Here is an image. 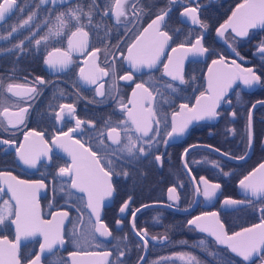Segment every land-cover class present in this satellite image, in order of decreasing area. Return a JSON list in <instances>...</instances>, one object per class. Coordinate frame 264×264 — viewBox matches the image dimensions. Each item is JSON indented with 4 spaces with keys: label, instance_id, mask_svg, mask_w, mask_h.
<instances>
[{
    "label": "flooded vegetation",
    "instance_id": "1",
    "mask_svg": "<svg viewBox=\"0 0 264 264\" xmlns=\"http://www.w3.org/2000/svg\"><path fill=\"white\" fill-rule=\"evenodd\" d=\"M90 2L91 0H69L68 4L60 5L55 12H50L49 10L52 8L50 3L41 4L40 0H17L18 6L0 23L1 27L11 19L8 26L0 28V40L3 39V35L8 28L17 26V44L21 45V47H18L19 56L16 58L17 61L12 62L18 64L17 72L10 74L5 68H0V77L3 78L4 85V87H0V141H10V144L0 143V172L10 173L11 176L16 177V180L43 182L44 187L37 189L38 192H43V195L37 198L42 219H48L50 214L56 210H64L69 213L68 222L63 229L66 249L62 252L54 251L50 253L42 259V264L44 259L57 252L61 253L64 261H66L64 255L69 251H76L67 248L66 228L73 218L70 214L72 212L69 210L75 209L73 216L77 218L81 219L83 215L88 221L90 218L85 210L84 198L71 191V181L67 176H59V168L70 165V162L56 154L55 151L62 152L64 150L52 142L57 136H62L63 132H67L69 128H74L76 118L84 122L81 128L77 132L71 133L70 137H61L59 142L66 144L72 151L83 144V147L89 149L90 152H96L97 158L101 160L100 166L104 167L105 171L113 173L110 177L113 186V197L110 206L102 210L101 217L102 222L111 232V236L106 239L96 237V242L100 246L96 249L84 251H108L111 253L109 261L113 258L114 262L120 260L124 264H129L135 256L133 248H136L137 244L141 248L139 241L130 231V214L134 209L151 202L137 204L147 198L156 197L158 202L177 208H185L190 205L194 197V191L182 168L181 155L183 151L189 146L203 144L227 156L241 157L248 146L249 109L254 103L264 101V54L258 51L261 41H264V25L257 24L256 27L249 28L248 34L243 37L236 36L231 27L223 29L225 33L223 37L217 34V29L232 17L233 12H237V17L233 18V23H236L248 12V5L258 4L259 0H179V2L172 4H169V0H128L126 19L122 17L123 22L120 24L116 23L110 12L101 20L104 9L110 7L114 0H96L99 8L93 18L92 25H87L86 18L81 19V23L86 25L84 30L89 33L87 46L70 47L68 37L71 35V31H75V27L61 29L55 17L60 11L76 7L77 3H80L87 11ZM133 5L137 9L135 14L132 11ZM240 5H245V7L240 8ZM169 7L171 11L165 17L161 30L166 31L172 39L165 46L164 52L153 68L149 69L141 66L139 71H133L129 63L122 57L128 55V49L133 44L137 45L134 52L140 51L146 55L150 54L153 41L156 38L154 29H149L142 39H139V37L145 29H148L152 20ZM187 7L197 9L196 15L202 24L207 26L206 28L201 27L199 24H193L186 16L181 17V12ZM17 8H19L18 13L13 17ZM21 9H23V12H21ZM140 9L143 11L141 12ZM33 13H36V15L30 25L19 27L21 22ZM72 23L75 24L74 21ZM97 23H102L104 27H95ZM49 28H52L53 33L60 30L64 34L61 36L50 34ZM33 32L38 34L31 40L27 39ZM44 37H47V39H44ZM197 38H200L203 47L208 49L205 54L200 55L192 52L185 54L179 48L181 43L186 48L191 47V44L195 43ZM78 39L81 38H75V40ZM36 40H41L40 45H36ZM57 48L60 49V52L54 51ZM173 48L178 50L173 52ZM96 49H99V51H96L95 55L89 54ZM50 52L53 54L51 57L53 60L64 59L66 53L71 63L61 71L51 69L45 64V59L49 58L48 54ZM221 56L224 57L223 63L213 65L212 61L219 60ZM169 57L172 58L169 70L172 71L179 67L185 83L181 84L179 80L174 81L171 76L165 75L164 65L169 63ZM12 59L15 60L14 57ZM236 65L240 67L237 68ZM210 67L212 68L211 73L209 72ZM101 68L108 74L105 75L100 72L99 69ZM248 68L253 69L254 73L261 78L259 83H254L251 86L243 83L240 77L246 74L243 70ZM128 74L132 75L131 80L119 78ZM82 75L94 78L96 83H88L82 79ZM233 76H235V79H232L231 86L228 87L225 96L216 107L218 113L216 117L192 120L183 135H174V141L165 143L169 139L167 132L171 131L173 113H183L176 116L178 125L189 115L187 110L181 109V104H187L189 108L197 106V97L201 93L205 97L213 95L209 89L210 78L213 80V89L218 90ZM37 77L42 78L46 83L40 84ZM9 83L34 87L37 91L25 95L24 89L21 88L14 90L19 95H13L12 92L7 91V84ZM139 83H143L149 89L152 93L151 99H146L143 90L136 88V84ZM168 84H171L175 91L168 88ZM97 88L104 93L103 96L97 95ZM134 91L136 92L135 96L133 95ZM200 103L203 105L207 101L202 99ZM62 104H72L74 106L75 118L70 117L67 109H64L61 118L57 119L56 113L61 112L60 105ZM121 105L125 107L122 108ZM5 108H7V112L4 111ZM22 108L27 109V111L21 113ZM126 109L132 110L138 121L152 125V131L149 132V136L153 138L151 145L137 143L133 149L135 159L130 157L127 152L119 153L120 159H117V156L112 153V150L128 143L124 127L131 130L129 135L133 137V140H136L138 136H142V134L136 133L135 125L128 121ZM149 109L152 112L151 116H149ZM17 113L23 116V122H19L20 115H17ZM121 121H128V123L127 125H121ZM157 121L159 122L158 130ZM88 122H91V124ZM112 127H116L117 133H119L121 140L119 145L111 144L108 141L107 133ZM33 133H40V135H33ZM117 133L112 135L116 136ZM251 134V153L241 163L228 162L201 149H194L186 154L184 158L185 166L187 165L186 168L191 174L196 187L200 188L198 205L195 210H201L197 213L193 212L184 219L187 225V221L192 215L204 211H216L219 221L224 226L225 233L231 235L239 231L230 232V227L234 226L230 225L233 212L249 206L254 207L256 223L264 220L261 214V209H264V197L253 201L238 197L235 193V184L264 160L262 154L253 155L255 145L264 154V146L261 145L264 138V105H258L252 111ZM143 139L147 140L148 138L144 137ZM76 140H79L80 144L75 143ZM101 140H103V144H101ZM21 144L25 146L22 151L34 150L42 154L36 167H29L21 161L20 165L16 164L14 150ZM141 146L145 149L144 154L139 152ZM201 151L209 155L203 154ZM43 153L47 154L44 155ZM157 155L161 157L160 161L155 159ZM252 156L260 157L261 160L250 168L244 169L236 180L235 169L223 163L244 164ZM109 160L112 161L111 164H109ZM125 172L128 173L127 176L124 175ZM222 176L226 179L223 180ZM201 177L208 180L210 184L220 185L216 196L210 201V206L206 210L199 207L203 202V197L201 195V184H198L197 180ZM183 179L187 181V185ZM6 183L7 177L0 176V207H4V202L8 201L13 208L4 191ZM170 187H175V195L178 196V200H169L168 189ZM116 189L119 191L128 190L131 194L123 196L121 203L113 214L110 211L108 220H106L104 219V212L112 207ZM154 192H161V196H154ZM185 192H190V196L186 195ZM188 198L190 199L189 204H187ZM222 199L251 200L252 203H247L245 206L234 210L221 212L218 211V207ZM125 201H128V207L125 209L124 217L119 218L117 211ZM142 212L135 216L133 225H135L136 220L138 226L145 224V222L148 224L153 220L152 215L138 217ZM222 215L225 216L224 221L221 219ZM12 218L13 215L10 219ZM10 219L0 225V239L5 238L8 241L13 239L9 224ZM80 219L79 221H81ZM117 221H119V224ZM193 228L195 229V227ZM124 229H127L132 237H126L123 233ZM140 230L144 231L142 227L135 228V231ZM147 234L148 250L150 246L165 243L166 239L159 243L160 238L164 236L153 240V236ZM208 238L215 243L216 248H210ZM201 240L205 241L203 246H200ZM152 242H156V244H152ZM38 244L39 240L35 239L19 248V252L21 249H25L24 258L26 260L21 261V264H25L34 256ZM107 246L113 248L114 251L111 252L109 248H106ZM186 246L193 248L208 247L209 252L231 257L234 264H261L258 258L244 262L231 254L226 247H218L216 242L208 236L207 238L196 237L195 242L191 243L189 240ZM26 248H31L27 255ZM120 252H123L124 255L120 256ZM212 262L216 264L215 260Z\"/></svg>",
    "mask_w": 264,
    "mask_h": 264
},
{
    "label": "snow or ice",
    "instance_id": "2",
    "mask_svg": "<svg viewBox=\"0 0 264 264\" xmlns=\"http://www.w3.org/2000/svg\"><path fill=\"white\" fill-rule=\"evenodd\" d=\"M174 2H179V0H169V4H172ZM41 4H48L50 3L52 5V8L49 10L50 12H55L57 10V7L60 5L68 4L69 0H40ZM128 3V0H114L113 3H111L110 7H107L104 9L103 15L101 16V20L105 16L108 15L110 12L112 17H114L117 24L122 23V17L126 19V4ZM17 0H0V21L5 20V18L13 12L14 8H16ZM240 8H244L245 5H240ZM99 6L96 2V0H91L88 10L85 11L83 6L80 3H77L76 7H70L66 11H60L55 19L59 24V27L61 29L64 28H70L75 27V31H71V35L68 37V43L70 47H85L87 46V38L89 33L84 30L85 24L81 23L82 18L87 19V25H92L93 18L96 14V11L98 10ZM248 12L236 23H233V18L237 17V12H233L232 17L229 18V20L220 26L219 29H217V34L221 37L224 36L223 29H226L227 27H231L232 31L236 34V36L243 37L248 34L249 28H254L257 26V24L264 25V0H259L258 4H252L248 5ZM133 13L135 14L137 9L135 8V5H133L132 8ZM142 12L143 10L140 9ZM171 11V8H167L163 10L160 14L156 16L155 19L152 20L151 24H149L148 29H145V32H147L149 29H154L155 32V40L152 44V49L150 54H144L140 51H135L134 49L137 48L136 44H133L128 49V55L122 57L124 60H126L130 67L133 69V71H139L141 66H144L146 68H153L156 64V62L159 60L160 55L164 52L165 46L168 44V42L172 39V37L166 32L162 31L161 27L163 22L165 21V17L169 14ZM21 12H23V9H21ZM197 9L193 7H187L184 9L183 12H181V17H188L192 21L193 24H199L201 27L206 28L207 26L202 24V22L198 19L197 15ZM36 13H33L29 15V17L21 22L19 27L29 26L30 22L33 21ZM75 22L73 24L72 22ZM47 23V21H45ZM39 27V26H38ZM95 27L101 28L104 27L102 23L95 24ZM18 30L17 26H13L11 32L9 33V36H11L13 33H16ZM49 33L54 34L56 36H61L64 33L60 30H57L55 33H53L52 28H49ZM38 33L33 32L31 36L27 37V39L31 40L37 35ZM80 37L81 39L75 40V38ZM44 39H47V37H44ZM227 42V41H226ZM23 41L21 42V44ZM36 45H40L41 40L35 41ZM16 47H21V45H17ZM231 47V45H229ZM118 48V46H117ZM179 48L183 50L185 54L192 52L194 54H200L203 55L206 52H208V49L203 47L201 43V39L197 38L195 43L191 44V47H185L183 43L180 44ZM178 49L173 48L172 51L176 52ZM55 52H60V49H55ZM99 51V49H96L93 51V53H89L90 55H95V52ZM235 51V49H233ZM258 51L261 54H264V41H261ZM52 53L50 52L48 54L49 58L45 59V64H47L51 69L56 71H61L65 68H67L68 64L71 63L70 58L67 57V54H64V59L61 60H53L51 59ZM239 55V53H237ZM224 57L221 56L219 60H213L212 64H219L223 63ZM172 63V58L169 57V63L164 65L165 69V75L171 76L172 80H179L181 84L185 83L183 76L180 73L179 67L175 68V70L170 71L169 65ZM235 63V61H233ZM182 64V61H181ZM237 68H239V65H236ZM83 72V70H81ZM100 72H103L105 75L108 73L103 69H99ZM209 72H212V68H209ZM245 75L241 76L240 78L243 80V83L245 85H253L254 83L260 82V77L257 76L253 69L248 68L243 70ZM122 80H131L132 75L128 74L125 76L119 77ZM82 79L86 80L88 83L95 84L96 80L94 78H89L82 75ZM232 79H235V76L231 77L227 83H225L222 87H220L218 90L213 89V80L212 78L209 79V89L210 91H213L212 96L205 97L203 93H201L200 96L197 97V106H193L192 108H189L187 104H181L180 107L182 110H187V113L189 115L187 118L180 123L179 125L176 123V116L182 115L183 113H173V121H172V127L171 131L167 132V136L169 138L175 136L183 135L186 128L188 127V124L192 120H201L204 118H214L218 115L216 111V107L221 101V99L225 96V93L227 92L228 87L231 86ZM37 80H39L40 84H45L46 82L42 79L37 77ZM0 87H4L3 85V78L0 77ZM168 88H172L173 91L175 89L171 84L167 85ZM24 89L25 95L35 93L37 91L34 87H27L26 85L21 84H13L9 83L7 84V91L12 92L13 95H19L18 92L14 91L15 89ZM137 89H142L143 92L146 94V99L152 98V93L149 91L147 87L144 86L143 83L136 84ZM97 95L103 96L104 93L97 88ZM133 95H136V92H133ZM30 98V97H29ZM206 100L207 103L201 105V100ZM131 103V101H130ZM122 108L125 106L121 105ZM61 112L56 113V117L59 120L61 118V115L63 113L64 109H67V113L70 117L75 118V108L72 104H62L60 105ZM5 112H7V108L4 109ZM27 109L22 108L20 110L21 113L26 112ZM127 111V117L128 121H131L132 125H135V131L138 134H142V136H138L136 140H133V137L129 135V132L131 131L128 127H124V133L126 136V139L128 141L127 144H124L122 147L118 149L112 150V153L117 156V159H120L119 153L127 152V154L135 159V153L133 149L136 147L137 143L143 144L148 143L151 145L152 137L149 136V132L152 131V125L149 123H142L137 120L136 116L134 115L133 111L130 109H126ZM149 116L152 115L151 110L149 109ZM17 115H20V113H17ZM235 115V114H233ZM128 121H121V125H127ZM23 122V116L20 115V121ZM11 123V121H10ZM83 121L76 118L75 124L76 126L74 128H69L67 132H63L62 135L64 137H70L71 133L77 132L80 128ZM91 124V122H88ZM159 122L157 121V130H158ZM248 146L251 147L252 144V134H251V112L249 113V119H248ZM113 133H117V128L112 127L108 132L109 139L112 140L113 144H121L119 133H117L116 136H113ZM33 135L39 136L40 133H33ZM102 135V133H101ZM147 137V140H144L143 138ZM27 139V137H26ZM0 143L3 144H10V141L3 140L0 141ZM53 143L56 144L58 147L63 148L65 152L68 153L72 157V164L67 165L65 167L59 168V176L65 177L67 176L68 179L71 181L70 187L72 189L78 190L80 193H84L87 196V207L91 209V215L95 217V223L93 224L91 221V218H89L88 224L89 227L87 229H81L76 226L74 223L73 230H72V238L73 242L75 243L77 247V251H73L69 253V256L71 259V264H78L77 257L79 256H99L104 261H107V264H124L123 261L118 260L117 262L109 261L108 257L111 255L110 252H94V251H84L83 246L92 244L96 241V233L99 234L100 237H108L111 236V232L109 231L108 227L102 222L101 216H100V205L101 201L105 197H109L113 194V186L110 182V177L113 175L111 171H105L104 167H101V160L97 158L96 152L92 151L89 152V149H84L85 152H89V155L93 158V161L95 162V167H81L78 163V157L77 155L69 149V147L66 144H62L59 142V140H53ZM75 143L80 144L79 140H76ZM167 143V141H165ZM101 144H103V140H101ZM24 145L21 144L17 149L16 153L19 158V160L29 166V167H36L37 161L40 159V156L42 155L39 152H36L34 150H29L27 152L22 151L24 149ZM80 147L83 148V144H80ZM103 150V149H102ZM185 153L189 151V149L184 150ZM139 152L141 154L145 153L144 147H139ZM46 155L47 153H43ZM157 161H160L161 157L159 155L155 158ZM240 159H243V157H240ZM112 161L109 160V164H111ZM187 167V165H186ZM260 169H264V164L260 165ZM125 176L128 175L127 172L124 173ZM251 175V174H250ZM0 176H9L11 180L16 181L17 185H24L27 184V181H17L16 177L11 176L10 173L7 172H0ZM200 183L204 185L203 189V196L206 200H211L216 196V190L220 188L219 184H210L208 180L201 177ZM240 187L245 190L246 193L250 194L253 197H264V182L255 183L249 181V177H245L240 182ZM44 184L42 181H35L32 185V191L31 192H25L20 195H18V189L13 187L11 184L8 186V191L12 193V198L15 200V208L13 209L12 206L9 205L8 201L4 202V207H0V225H3L6 220H9L10 217L14 214V219H10V223L12 225H15L16 228V242L15 243H9L8 241H0V244H6L7 248H0V264H4L3 257L8 256L10 257L11 264H21V261L17 258L16 252L19 247V241L21 237H32L37 234H40L43 236V242L40 244V252L45 253L46 250H52L54 245H64L65 244V237L61 233L59 228H56L55 230L48 227L51 222L50 221H43L40 219V216L38 212L36 211V202H35V190L39 188H43ZM197 194L200 193V188L197 187L196 189ZM169 192V200H178V196L175 195L176 189L175 187H170L168 189ZM240 203H249L251 204V200L247 201H236V200H226L225 205L228 204H240ZM128 207V201H125L124 205L120 208V212H125V209ZM136 211H139L137 209ZM262 213H264V209H261ZM135 212L133 213V216H135ZM55 216H60L62 218L69 217L68 212H59L53 214ZM204 216H212L216 217L217 213H204ZM80 219V218H78ZM203 219L202 216H196L192 219L188 220V225L195 226L198 228L201 232H207L209 235L215 237V240L218 244L225 245L228 250H230L231 253L235 254L236 257L242 258L244 262H249L253 258H258L261 261V264H264V220L259 225H254L253 228H246L243 230V232H236L233 235H228L223 231V224H220L217 220L218 227L215 226H206L202 225L200 221ZM119 224V221H117ZM60 224H63V219L60 220ZM133 228L135 229V225H133ZM259 231H256V230ZM248 234V235H245ZM136 235L139 237L140 240L144 241V247H147L148 239H147V233L136 231ZM153 240L157 239V237H152ZM163 239H167V237H163ZM181 243H187L186 241H182ZM205 244V241L201 240L200 245L203 246ZM99 247V245H96ZM41 254H37L34 259H31L28 264H40L41 261ZM124 253L120 252V256H123ZM208 255L213 256L216 264H234V261H232L231 257L222 255V254H216L209 252ZM190 261H195V264H200V261L196 259L195 256H191L187 253H179L176 255V258L183 260L185 257ZM143 260V257L140 258ZM162 259H169L168 257H164ZM63 264H67V261H64ZM153 264H160V261H154Z\"/></svg>",
    "mask_w": 264,
    "mask_h": 264
},
{
    "label": "trees",
    "instance_id": "3",
    "mask_svg": "<svg viewBox=\"0 0 264 264\" xmlns=\"http://www.w3.org/2000/svg\"><path fill=\"white\" fill-rule=\"evenodd\" d=\"M19 8H17L16 12L14 13L13 17L17 15ZM11 20V19H10ZM9 20V21H10ZM9 21L3 24L0 28L6 27L9 25ZM12 30V26L8 28L5 31V34L3 35V39L0 40V68H5L7 72L10 74L16 73L18 70V64L12 63L16 62V58L19 56V48L16 47L18 44V34L13 33L11 36H9V32ZM15 58L13 60L12 58ZM7 63V64H6ZM5 73V71H3ZM203 154H208L204 151H201ZM259 155L262 154L264 157V154L262 151L258 149V146H254L253 155ZM209 155V154H208ZM211 156V155H210ZM219 160V159H218ZM261 160L260 157L252 156L250 159L245 162L244 164H230L227 162H223L227 166L233 167L234 174L237 175L235 180L239 177L241 172H243L244 169L250 168L252 165L258 163ZM221 162V161H220ZM184 178V177H183ZM222 179L225 180L226 178L222 176ZM185 184L187 185V181L183 179ZM117 190V189H116ZM122 191V192H120ZM117 190L112 207L106 209L104 212V219L108 220V217L110 215V211L113 214L114 210L117 208V206L121 203L123 196L130 195L131 193L128 190ZM224 193V192H223ZM186 195L190 196V192H185ZM154 196H161V192H154ZM189 199V198H188ZM147 202H158V199L156 197L147 198L141 202H139L137 205H140L142 203ZM190 203V199L188 200V203ZM72 217L74 210H69ZM201 210H195L194 213L200 212ZM262 218H264V213ZM144 215H152L153 220L150 223H146L143 225L138 226L137 220L135 223V228L139 229L142 227L145 232L149 233L153 237H160V236H166L167 239L165 240V243L163 245H157V246H150L147 256L143 262V264H153L154 261H160V264H195V261H190L187 256L181 260L176 258V255L179 253H187L191 256H195L198 261H200V264H213V257L208 255L209 248L208 247H189L186 246V243H181L182 241H188L195 242L196 237H205L204 234L198 232L195 230L192 226L187 225L184 222V219L189 217L191 214H176L164 209L154 208V209H148L143 211L138 217H143ZM222 221H224L225 216H221ZM230 225H234L230 227V232H236L240 231L244 228H247L249 226H252L254 223L257 222L255 217V210L253 206L245 207L238 209L233 212L232 220L230 221ZM123 233L126 235V237H132L131 234L129 235V232L127 229L123 230ZM209 239V238H208ZM210 242V248L214 249L216 248L215 243L209 239ZM201 246V245H200ZM219 247V246H218ZM67 248L69 250H73L70 245L69 241L67 240ZM106 248H109V250L112 252L113 248H110L107 246ZM135 251V256L132 258V260L129 262V264H135V262L138 260L141 248L137 244L136 248H133ZM31 250V248H26V255ZM92 250V249H91ZM114 251V250H113ZM25 255V249H21L19 252V260L24 261L26 260L24 258ZM207 255V256H206ZM164 257H168L169 259H162ZM211 260V261H210ZM111 261L114 262V259L112 258ZM64 259L63 255L59 252L53 254L47 259L43 260V264H63ZM252 264V263H248ZM258 264V263H257Z\"/></svg>",
    "mask_w": 264,
    "mask_h": 264
},
{
    "label": "water",
    "instance_id": "4",
    "mask_svg": "<svg viewBox=\"0 0 264 264\" xmlns=\"http://www.w3.org/2000/svg\"><path fill=\"white\" fill-rule=\"evenodd\" d=\"M10 14H11V13H10ZM10 14H9V15H10ZM9 15H8V16H9ZM8 16H7V17H8ZM7 17H6V18H7ZM6 18H5V19H6ZM3 21H4V20H3ZM1 22H2V21H0V23H1ZM145 34H146V32L144 31V32L142 33V35L139 37V39H142V38L145 36ZM211 92L213 93V91H211ZM258 105H264V101L256 102V103H254V104L250 107V109H249V113L251 112V115H252V111H253V109H254L256 106H258ZM248 119H249V114H248ZM201 120H203V119H201ZM113 134H114V133H113ZM107 135H108V133H107ZM61 137H63V135H62V136H57V137H56L55 139H53V140H60ZM175 138H176V137H175ZM173 139H174V138L171 137V140H170V138H169V139H167L166 141H167V143H169V142L174 141ZM53 140H52V142H53ZM108 141H109L111 144H113L111 139H109ZM261 145L264 146V138H263V140L261 141ZM251 148H252V144H251V147L247 146V149H246L245 153L241 156V157H243V159H240V157L235 158V157L227 156V155L223 154L222 152H220V151H218V150H216V149H214V148H212V147H209V146H207V145H203V144H196V145H192V146L187 147V149H189V151L194 150V149H201V150L208 151V152L213 153V154H215V155L221 157L222 159L227 160L228 162H231V163H241V162H244V161L249 157V155H250V153H251V150H252ZM84 149H86V148H84V147L81 148L80 146H77L76 149H74L73 152H74V153L77 155V157H78L77 163H78L81 167H84V168H87V167H95V162L93 161V158L89 155V152H90V151H89V152H85ZM189 151H188V152H189ZM55 152H56V154H58L59 156H61V157H62L63 159H65L66 161H69V162H70V165L72 164V157H71L70 155H68L67 152H65V151H62V152H61V151H55ZM188 152H187V153H188ZM187 153H185V151H183V153H182V155H181V164H182V168H183V170H184V172H185L187 178L189 179V181H190V183H191V185H192V187H193L194 197H193L192 203H191L190 205H188L187 207H185V208H177V207H173V206H171V205H168V204H166V203L151 202V203L144 204V205H142V206H140V207H138V208H136V209H134V210L132 211V213L130 214V221H129L130 231H131L132 235H133V236L139 241V243H140V245H141V253H140V256H139L138 260L135 262V264H142V263L144 262V260H145V258H146V255H147V250H148L147 247H144V246H143V245H144V241H142V240L139 239V237L136 235V231H135V229L133 228V220H134L135 216H136L139 212H142V211L147 210V209H152V208H160V209H165V210H167V211H170V212H173V213H176V214H192V213L194 212V210L196 209L197 205H198L199 194H197V191H196L197 187H196V185H195V182H194V180H193L191 174L189 173V171H188V169L186 168L185 163H184V158H185V156H186ZM14 155H15V162H16V164L20 165L19 163H21V162H20V160H19V158H18V156H17L16 150H14ZM261 164H264V160L261 161L260 163H258L253 169H251V170H250V171H249L244 177H242V178H241V179L235 184V193H236V195H237L238 197L246 198V199H251V200H253V201H256V200H258V199L261 198V197H253V196H251L250 194L246 193L245 190H244L243 188L240 187V183H239V182H240L241 180H243L245 177H249V181H251V182H255V183L264 182V169H260V165H261ZM250 174H251V175H250ZM6 177H7V183H6V186H5L4 191H5V193H6V196H7L8 199H9V201H10L11 204L13 205V209H14V208H15V204H16V202H15V200L12 198V193L8 191V186H9V184H11L13 187L17 188V189L19 190L17 194L20 195V194L25 193V192H31V191H32V185L34 184V182H28L27 184H24V185H17V184H16V181L11 180L9 176H6ZM200 179H201V178H200ZM200 179L197 180V183H198V184L200 183ZM17 181H21V180H17ZM70 184H71V183H70ZM200 184H201V195H202V197H203V202L199 205V207H200L201 209H203V210H204V209L206 210V209H208V207L210 206V201H211L212 199H211V200H206V199L204 198V196H203V194H202V193H203V189H204V185H203L202 183H200ZM70 189H71V191L74 192L75 194L81 195V196L84 198L85 210H86V212L88 213L89 217L91 218L92 223L94 224V223H95V217L91 215V209H89V208L87 207V196H86L84 193H80V192H79L78 190H76V189H72L71 187H70ZM217 191H218V189L216 190V193H217ZM41 195H43V192H38V190H35V202H36V205H37V207H36V211L38 212V214H39V216H40V219L43 220V221H50L51 224H50L48 227H50V228L53 229V230H55L56 228H59L60 231H61V233L63 234V229H64V227L66 226L69 217H67V218H62V217H60V216H55V217H54L53 214H55V213H59V212H66V211H64V210H56V211H54V212H52V213L50 214V216H49L48 219H46V220L42 219V218H41V212H40L39 204H38V200H37L38 196H41ZM112 197H113V194H112L111 196H109V197H105V198L101 201V205H100V216H101V217H102V210H103L104 208H107V207L110 206ZM226 200H233V199H222V200L220 201V204H219V207H218V211H221V212H223V211H230V210H234V209H236V208H239V207H241V206H245V205L247 204V203H240V204H228V205H225V201H226ZM236 201H241V200H236ZM123 205H124V204H123ZM123 205H122V206H123ZM122 206H121V207H122ZM121 207H120V208H121ZM120 208H119L118 211H117V216H118L119 218H123L124 215H125L126 210H125V212L121 213V212H120ZM137 209H139V211H136ZM134 212L136 213L135 216H133V213H134ZM212 212L217 213L216 211H204V212H201V213H198V214L192 215V216L190 217V219H192L193 217H196V216H202L203 219L200 221V223H201L202 225L218 227V225H217V220L219 221V219H218V215H217L216 217H212V216H204V215H203L204 213H212ZM14 218H15V217H14V214H13V218H12V219H14ZM61 219H63V224H60V220H61ZM190 219H189V220H190ZM261 222H262V221H259L258 223L254 224V225H259ZM219 223L221 224L220 221H219ZM9 224H10V228H11V230H12L13 239H12L11 241H8L7 239L2 238V239H0V241H4V240H6V241H8L9 243H15V242H16V228H15V225H12L11 223H9ZM254 225H253V226H254ZM191 226H192V225H191ZM253 226L248 227V228H253ZM193 227H195V226H193ZM195 229H196L198 232H200V233H202V234H204V235H206V236L212 238V239L216 242L215 237L209 235L207 232H201V231H200L198 228H196V227H195ZM245 229H246V228H245ZM243 230H244V229H242V230H240V231H238V232H243ZM140 231H141L142 233L144 232L143 230H140ZM223 231H224V227H223ZM256 231H259V230L257 229ZM224 232H225V231H224ZM231 235H233V234H231ZM245 235H248V234H245ZM96 237H97V238H100V239H106V238H108V237H100L98 233H96ZM35 239L39 240V244H38V246H37V249H36V252H35L34 256H33L31 259H34L35 256H36L37 254H41V252H40V244L43 242V236L40 235V234H37V235H35V236L27 237V238H25V237H21V239H20V241H19V247H18L17 252H16V256H17V258H18V255H19V248H20L22 245H24V244H26V243H28V242H30V241H33V240H35ZM163 240H164L163 237H161L159 243H162ZM152 244H156V242H152ZM216 244H217L218 246L226 247L225 245L218 244L217 242H216ZM0 248H7V245H6V244H0ZM65 249H66V244H64V245H62V246H61V245H54V247H53L52 250H50V251H49V250H46L45 253H42V254H41V261H40V264H42V259H43L44 257H46L47 255H49L50 253H52V252H54V251H61V252H62V251H64ZM70 252H73V251H69V252H67V253L64 255V258H65V260L67 261V264H71V259H72V258L69 256V253H70ZM94 252L102 253V252H108V251H94ZM229 252H230V250H229ZM230 253H231V252H230ZM231 254H233V253H231ZM233 255L235 256V254H233ZM141 257H143V260L140 259ZM238 258H240V257H238ZM2 259H3V261H4V264H11L10 257H8V256H4ZM31 259H30V260H31ZM76 259H77L78 264H107V261H104V260H103L101 257H99V256H79V257H77ZM109 259H110V256L108 257V260H109ZM240 259H242V258H240ZM30 260H29V261H30ZM29 261H28V262H29ZM28 262H26L25 264H28Z\"/></svg>",
    "mask_w": 264,
    "mask_h": 264
},
{
    "label": "rangeland",
    "instance_id": "5",
    "mask_svg": "<svg viewBox=\"0 0 264 264\" xmlns=\"http://www.w3.org/2000/svg\"><path fill=\"white\" fill-rule=\"evenodd\" d=\"M81 221H79V219L77 217H73L69 224H68V227L66 228V234H67V237H68V241H69V245L72 249L74 250H78L75 243L73 242V238H72V230H73V225L74 223L76 224V226L78 228H81V229H87L89 227V224H88V220L86 219V217L83 215L82 218L80 219ZM99 245L100 244L98 242H93L92 244H89V245H85L83 246V250H91V249H96L98 248L96 245Z\"/></svg>",
    "mask_w": 264,
    "mask_h": 264
}]
</instances>
